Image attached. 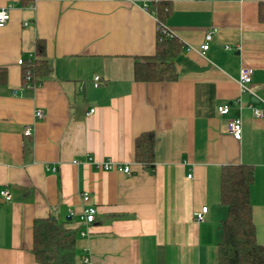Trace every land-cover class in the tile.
I'll list each match as a JSON object with an SVG mask.
<instances>
[{"label": "crops", "instance_id": "crops-1", "mask_svg": "<svg viewBox=\"0 0 264 264\" xmlns=\"http://www.w3.org/2000/svg\"><path fill=\"white\" fill-rule=\"evenodd\" d=\"M155 1L0 0L10 11L0 27V66L8 68L0 84V190L12 194L0 197V264H41L33 223L49 215L70 217L77 257L88 264H219L227 213L220 174L229 163L253 165L250 199L264 244V115L249 107H264V0H166L165 25L183 43L173 59L178 79L138 81L136 60L155 51ZM38 38L51 72L25 85L19 61L35 56ZM242 66L252 68V93L240 92ZM226 103L229 113L220 114ZM38 108L44 116L35 119ZM236 117L240 139L227 130ZM146 132L155 138L150 167L135 158V140ZM105 161L130 172L98 166ZM86 204L96 207L93 222L83 219ZM204 205L197 222L194 211Z\"/></svg>", "mask_w": 264, "mask_h": 264}, {"label": "trees", "instance_id": "trees-1", "mask_svg": "<svg viewBox=\"0 0 264 264\" xmlns=\"http://www.w3.org/2000/svg\"><path fill=\"white\" fill-rule=\"evenodd\" d=\"M35 0H19L28 6ZM158 22L155 51L136 60L134 77L138 81H174L179 73L174 57L181 51L182 42L177 35H171L165 25L172 6L166 0L152 3ZM260 18L264 20V5L260 7ZM51 72L47 57V43L43 38L36 40L35 56L21 62L23 84H40ZM8 81V68L0 66V84ZM155 138L153 132L141 134L135 140V158L150 167L154 162ZM254 180L251 164L229 163L221 168L220 203L227 213L220 224L218 242L219 264H264V244L257 240L253 220L250 187ZM78 228L69 219L49 215L36 218L33 223V247L35 259L41 264H87L78 259L76 238Z\"/></svg>", "mask_w": 264, "mask_h": 264}, {"label": "built area", "instance_id": "built-area-1", "mask_svg": "<svg viewBox=\"0 0 264 264\" xmlns=\"http://www.w3.org/2000/svg\"><path fill=\"white\" fill-rule=\"evenodd\" d=\"M143 7L145 9H150V6L148 3H144ZM10 19V11L7 7H1L0 8V27L4 26ZM168 31L170 32L171 35H173L174 33L168 29ZM213 29H209L206 34H205V41L204 43L201 45V53L204 54L208 48L210 47V41L213 38ZM20 63L22 62V60L19 61ZM252 68L248 67V66H242L239 70V77H238V83L240 86V92L241 93H252V90L250 88V84L252 83ZM99 80H100V76L96 75L94 78V84L95 85H99ZM30 85V84H28ZM251 113L254 117H261L264 115V107L260 108V107H256L255 105H253V103H251L249 105ZM218 111L220 114H228L230 111V103H226V104H222L218 107ZM94 112V108H91L89 110L88 113H92ZM44 113L43 110L38 108L35 110V119H39V118H43ZM227 130L233 134V136L237 139L241 138L242 135V120L240 117H236L233 119H229L227 120ZM34 133V125L32 123H27L24 126V130H23V134L26 137H31ZM75 163L77 161H74ZM98 166L106 169V170H110V169H118V170H122L125 172H130V167L128 165H121L119 163H114L111 161H105L103 163H98ZM46 167L48 169L57 170V166H50V165H46ZM189 177H191V174L188 175ZM82 199L84 202H89L90 201V194L88 191H84L82 193ZM0 197H2L4 200H11L12 199V194L8 189H1L0 190ZM208 211V206L204 205L201 209L199 210H195L194 211V218L197 222H203L205 220V214ZM96 217V207L94 205H90V204H86L83 207V219L86 222H93L95 220ZM83 233V232H82ZM84 263H89V259L87 257L83 258L82 260Z\"/></svg>", "mask_w": 264, "mask_h": 264}, {"label": "water", "instance_id": "water-1", "mask_svg": "<svg viewBox=\"0 0 264 264\" xmlns=\"http://www.w3.org/2000/svg\"><path fill=\"white\" fill-rule=\"evenodd\" d=\"M68 219H70V217H68Z\"/></svg>", "mask_w": 264, "mask_h": 264}]
</instances>
